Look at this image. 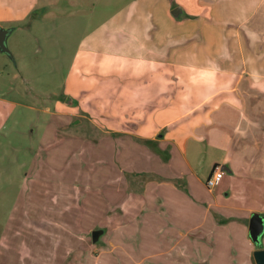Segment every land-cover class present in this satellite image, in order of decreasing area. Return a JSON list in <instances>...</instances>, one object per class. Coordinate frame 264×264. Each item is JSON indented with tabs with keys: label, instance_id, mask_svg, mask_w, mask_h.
I'll list each match as a JSON object with an SVG mask.
<instances>
[{
	"label": "crops",
	"instance_id": "obj_1",
	"mask_svg": "<svg viewBox=\"0 0 264 264\" xmlns=\"http://www.w3.org/2000/svg\"><path fill=\"white\" fill-rule=\"evenodd\" d=\"M20 1L0 0V27L12 34L11 25L30 11ZM116 9L82 37L74 63L82 89L71 103H59L58 113L90 121L116 151L120 142L130 152L128 197L114 201L116 215L139 219L153 189L161 207L165 195H174L178 207H194L197 218L185 213L189 223L177 228L183 240L207 243L222 229L220 241L248 245L251 216L264 218V0H126ZM249 142L260 145L259 154ZM203 162L206 179L214 166L226 165V185L236 188L231 193L222 182L212 190L216 223L208 227L200 221L199 196L185 193L189 176V191L204 185ZM203 206L210 218L212 204ZM113 208L95 229L102 231L99 240L113 232L107 231ZM71 256L60 261L70 264Z\"/></svg>",
	"mask_w": 264,
	"mask_h": 264
},
{
	"label": "rangeland",
	"instance_id": "obj_2",
	"mask_svg": "<svg viewBox=\"0 0 264 264\" xmlns=\"http://www.w3.org/2000/svg\"><path fill=\"white\" fill-rule=\"evenodd\" d=\"M123 1H20L30 11L11 25L17 26L7 42L14 59L0 52V264H62L60 259L69 254L75 259L70 264H254V244L220 241L227 234L222 229L207 243L183 240L177 228L189 223L183 220L185 213L197 216L194 207H178L174 195H165L161 207L153 201L152 189L149 211L139 219L116 215L112 204L128 197L124 171L130 152L120 142L116 151L113 139L93 131L90 121L77 123L75 116L58 113V104L68 103L82 89L74 74L82 37ZM260 142L264 144L263 136ZM249 145L260 153V145ZM203 164L204 185L189 191V176L185 193L199 196L200 221L208 227L216 223V207ZM230 179L225 174L221 182L227 190ZM228 200L243 204L235 196ZM203 203L212 204L210 218ZM111 208L107 231L113 232L105 231L93 243L92 233ZM172 238L188 249L184 244L177 248Z\"/></svg>",
	"mask_w": 264,
	"mask_h": 264
},
{
	"label": "water",
	"instance_id": "obj_3",
	"mask_svg": "<svg viewBox=\"0 0 264 264\" xmlns=\"http://www.w3.org/2000/svg\"><path fill=\"white\" fill-rule=\"evenodd\" d=\"M179 12L180 10L177 9L173 12V15H177ZM12 32L13 29H4L0 27V52L8 55L10 59L14 58L7 45V42ZM69 103H71V100L68 102V104ZM222 168L225 173H230V170L226 165H224ZM101 234L102 231L93 232V243H96L99 240ZM249 235L252 243L259 248L253 253L255 264H264V249H261V240L264 235V218L260 214L255 213L251 216L249 224Z\"/></svg>",
	"mask_w": 264,
	"mask_h": 264
},
{
	"label": "built area",
	"instance_id": "obj_4",
	"mask_svg": "<svg viewBox=\"0 0 264 264\" xmlns=\"http://www.w3.org/2000/svg\"><path fill=\"white\" fill-rule=\"evenodd\" d=\"M225 172L223 171L222 166L220 165H216L214 166V168L211 171L210 176L208 177L207 181H206V186L208 187L209 190H214L215 188H217L223 178H224Z\"/></svg>",
	"mask_w": 264,
	"mask_h": 264
}]
</instances>
